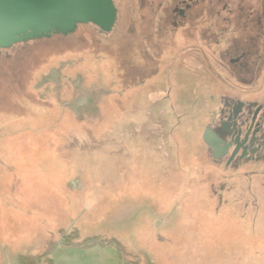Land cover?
I'll use <instances>...</instances> for the list:
<instances>
[{"label":"rangeland","instance_id":"obj_1","mask_svg":"<svg viewBox=\"0 0 264 264\" xmlns=\"http://www.w3.org/2000/svg\"><path fill=\"white\" fill-rule=\"evenodd\" d=\"M114 1L109 32L0 49V264H94L95 247L106 264H264V185L230 182L202 140L223 106L208 86L264 98L256 56L237 77L226 46L262 33L264 0H200L185 28L166 0ZM194 41L214 55L196 92Z\"/></svg>","mask_w":264,"mask_h":264},{"label":"flooded vegetation","instance_id":"obj_2","mask_svg":"<svg viewBox=\"0 0 264 264\" xmlns=\"http://www.w3.org/2000/svg\"><path fill=\"white\" fill-rule=\"evenodd\" d=\"M112 1L115 4V1ZM199 5H201L200 0H166L165 4V6L172 7H170L173 14L172 23L177 28H185L195 19V10ZM249 18L251 20L250 24H253L255 22L253 19L255 15H253L252 12ZM256 21L258 22L256 25L260 26L259 29H261V34H248V36H242V38L240 35H233L232 38L237 40L241 39V43L234 41L226 45L229 48L228 51L234 53L228 61L232 68L236 70L239 69V72L237 71L235 74L237 77L240 74L243 75V73L245 74L250 71L251 65L248 64L249 54H254L256 56L253 60L256 69H262V71H264V30H262V24L259 22V19ZM198 42L200 41L191 42V45H188L189 49L179 56L181 60L180 69L187 71L189 74L187 78H192L195 82V84L189 86L194 92L202 88L201 82L197 80L198 76L196 74L200 69H198L196 65L209 63L210 61L212 63V57H214V55L212 56V51L202 52L201 50H197ZM220 42L221 41H218L215 35H211V39H208L206 44L211 47L216 46ZM186 60L192 66H187ZM190 70H193L194 73L190 72ZM231 76H233V74H231ZM214 86L215 85H213V87L208 86V96L207 98H203L209 104L218 100L223 106L218 112L214 111L212 113L211 122L208 123L204 133L206 129L215 132L219 138L224 140L221 152L223 148H225L227 152L219 156L217 154L216 157L214 150L204 142L202 136L203 144L207 148L210 158L213 162L221 165L222 168L228 172L227 175L231 172L228 176L230 182L235 180L232 178H238L244 182L259 181L264 185V98H248V96L244 94L236 95L230 92L233 89H237L236 91L242 90V92L245 90L246 92L247 89L243 87L240 88L241 86L226 87L223 83ZM184 93L185 92H180L179 97L181 98V95ZM218 93L221 94V96H218ZM197 95L196 93H194L193 97L190 95L188 102L192 100V103L195 105L196 102H201L200 97L195 98ZM185 98L186 97L183 98L184 101ZM173 101L172 99V104ZM179 102L181 104L182 101L179 100Z\"/></svg>","mask_w":264,"mask_h":264},{"label":"water","instance_id":"obj_3","mask_svg":"<svg viewBox=\"0 0 264 264\" xmlns=\"http://www.w3.org/2000/svg\"><path fill=\"white\" fill-rule=\"evenodd\" d=\"M116 19L112 0H0V49L53 34L65 35L78 24H92L109 32ZM203 140L215 156L226 154L225 148L221 152L224 140L212 130L206 129Z\"/></svg>","mask_w":264,"mask_h":264},{"label":"crops","instance_id":"obj_4","mask_svg":"<svg viewBox=\"0 0 264 264\" xmlns=\"http://www.w3.org/2000/svg\"><path fill=\"white\" fill-rule=\"evenodd\" d=\"M96 250V251H94ZM104 249H101V247H95V249H93V254L95 255L93 258V262L94 264H106L107 262V256L106 253H105V250L103 251ZM116 255H114V259ZM117 261V264H120V262L116 259Z\"/></svg>","mask_w":264,"mask_h":264},{"label":"trees","instance_id":"obj_5","mask_svg":"<svg viewBox=\"0 0 264 264\" xmlns=\"http://www.w3.org/2000/svg\"><path fill=\"white\" fill-rule=\"evenodd\" d=\"M172 111H174V110L172 109ZM99 243H100L99 241H93V242L87 244V246H89V247L98 246Z\"/></svg>","mask_w":264,"mask_h":264}]
</instances>
